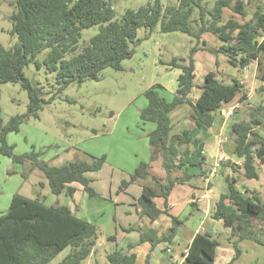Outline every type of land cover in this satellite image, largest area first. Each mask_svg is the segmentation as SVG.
Segmentation results:
<instances>
[{"label": "trees", "instance_id": "1", "mask_svg": "<svg viewBox=\"0 0 264 264\" xmlns=\"http://www.w3.org/2000/svg\"><path fill=\"white\" fill-rule=\"evenodd\" d=\"M204 0H179L177 5L164 7L159 0L152 5L137 10H127L120 20L115 19L113 4L109 0H14L9 19L12 23L11 35L17 42L10 49L0 44V84L20 83L28 92V112L14 116L5 123L0 105V156L12 159L17 164L34 163L44 174L54 195L73 199L76 185L82 186L90 197L97 192L91 187L88 173L101 170L104 158L89 163L70 162L62 166H51L39 161L35 152L17 155L15 147L8 143L10 133H17L28 116L39 117L44 105L52 102L56 95L72 83L86 80H100L107 69L122 70V63L135 55V47L142 39L138 31L144 28L152 32L160 25L163 33L181 32L197 40L187 63L173 59L169 66L181 70L178 87L172 101L163 97L165 88L157 83L145 92L147 106L141 110L144 123H152L155 129L148 134L152 159H161L168 183L162 184L160 193L146 188L139 199L142 213L151 220L159 218L162 211L157 208L154 198L168 199L176 182L172 172L180 166H206L203 146L189 136L188 131L172 134L173 124L170 114L180 105L191 107L190 118L198 128L210 129L215 123V114L236 101L247 99L248 93L238 79L226 82L209 72L201 86L196 85V65L194 55L208 51L215 55L224 54L231 65L245 70L251 64L258 65L259 79L264 83V1L247 0L254 12L249 18L244 0H218L212 9L204 5ZM233 15L225 18V10ZM239 16V17H237ZM100 25V32L92 37L80 51L82 32ZM213 34L220 40L221 47L213 49L201 42L202 35ZM148 36V35H147ZM48 51L43 63L38 56ZM34 64L42 65L50 73L56 74L58 93L45 99L44 87L33 85L25 75V68ZM220 61L216 59V67ZM195 88L201 93L193 102ZM264 91V85L261 87ZM248 118L233 124L232 138L236 144L234 158L241 162L244 176L248 180H260L258 164L264 165V103L248 106ZM196 146L190 152V145ZM185 147L186 149H183ZM235 169L237 163L226 162ZM236 172V170H234ZM150 175L149 165L142 163L125 185ZM227 193L215 203L211 218L232 229L228 241L235 250L233 264L242 254L239 244L254 242L264 247V202L255 195L246 196L239 188V179L225 175ZM157 180V178H156ZM58 208L45 205L42 199H31L15 194L10 207L0 214V264H83L93 253L98 240V227L77 217L72 210L57 202ZM170 234L157 237L154 230L141 233V242H173L182 224L172 216ZM151 236H150V235ZM115 240L111 237L109 240ZM220 242L209 233H198L190 244L182 264H215ZM68 254L58 261L60 255ZM149 258L147 260V264ZM106 264H136L135 254H123L119 250L107 256Z\"/></svg>", "mask_w": 264, "mask_h": 264}, {"label": "rangeland", "instance_id": "2", "mask_svg": "<svg viewBox=\"0 0 264 264\" xmlns=\"http://www.w3.org/2000/svg\"><path fill=\"white\" fill-rule=\"evenodd\" d=\"M12 1L14 0H0V44L7 49L17 42V38L10 33L12 23L9 17L14 11V7L11 6ZM109 1L113 4L115 19L120 20L127 10H137L152 5L157 0ZM159 1L164 7L177 5L179 2V0ZM216 1L218 0H204L203 3L210 10ZM244 1L247 2V0ZM246 9L251 18L254 9L248 2ZM232 15L233 12L225 10V18L228 19ZM100 29L101 26L97 25L83 30L80 51L92 37L100 32ZM138 37L142 39V42L135 47V55L122 63V70L107 68L101 73L100 80L72 83L59 93L55 73L48 72L44 65L41 69H37L34 64L26 67L25 75L32 84L44 87L45 99L58 94L52 102L44 105L38 118L28 116L19 132L10 133L7 137L8 143L15 147V154L35 152L39 154L40 162L53 164V166H62L76 161L93 163L101 158L105 159L101 170L87 174L91 180V187L98 195L84 203L91 210V220L99 229L97 246L103 252L105 246L110 247L108 249L111 250L116 248L107 238L106 233L112 232L115 236L118 232L120 233V227L126 224L123 216L124 209H130L133 212L135 217L131 221L138 220L133 202H128L123 197L116 198L118 192L123 194V191H120L122 181L129 180L136 169L142 163L149 162L151 158L148 134L156 127L152 123H144L140 118L141 110L148 104L145 92L159 83L166 87L162 93L163 97L172 101L179 71L168 63L173 59L187 63L186 60L192 48L197 44L195 38L181 32L163 33L160 25L152 32H147L144 28L139 29ZM216 41L222 43L218 39ZM207 46L213 48L208 43ZM206 52L202 56L196 55L197 53L195 55L198 66L203 60L206 61L205 66L209 68L211 65L209 61H216L218 56ZM47 54L48 51L41 53L38 61L43 63ZM215 68H217L216 65L213 67V72H216L219 79L229 83L233 78L238 79L245 91L248 94L251 93V98L237 108L234 116L237 121L248 118V104L252 102L258 106L264 103V91L261 90L264 83L259 79L256 63L245 70L238 69L239 72L233 66H227L226 71L235 77L218 71V68L216 71ZM200 93L201 91L197 89L196 94L199 96ZM29 101L28 92L20 83L0 84V105L5 123L14 116L26 115ZM185 107L189 109L188 106H183L178 111ZM230 130L231 127L226 133L228 142L232 136ZM260 130L264 134V125ZM225 163L222 162V165ZM31 165V162L17 164L8 157L0 156V214L8 210L13 196L17 193L31 199H42L48 206L55 203L53 199L66 205L74 204V201L65 195H54L43 172L37 167L31 170ZM258 167L259 181L248 180L244 176L241 165L235 166L236 172L232 167L225 165L222 175L238 177L239 188L244 192L249 189V192H245L246 196L252 197V194H255L264 202V165L258 164ZM154 170L158 174L163 172L160 166ZM193 182H196V179H193ZM41 183L44 185L42 186ZM84 194L82 191L77 201L82 202ZM216 195L219 196L220 191H217ZM115 199L117 202L114 204L112 200ZM213 206L212 202L211 210L214 209ZM195 221L197 219H194L192 223ZM213 222L214 227L205 224L204 230H208L220 242L221 248L227 245L235 252L228 241L230 237L228 233L231 234L232 229L219 221ZM256 224L264 229L263 223ZM188 226L191 227L192 224ZM182 232V229L179 230L178 238L182 236ZM245 242L243 246L245 251L238 264H264V247L254 242ZM67 251L60 257L65 256ZM87 262L88 260L84 264Z\"/></svg>", "mask_w": 264, "mask_h": 264}, {"label": "crops", "instance_id": "3", "mask_svg": "<svg viewBox=\"0 0 264 264\" xmlns=\"http://www.w3.org/2000/svg\"><path fill=\"white\" fill-rule=\"evenodd\" d=\"M216 39L217 38L213 34L205 33L202 35L201 42L206 44L208 43V45L211 47L213 46L214 49H219L221 44L218 43ZM205 53L207 52L200 50L196 55L199 56L201 54L202 56ZM196 55L194 58L196 60L195 83L198 87L204 83L206 75L209 72H213V67L216 65V61L213 62V60H210L209 62L211 65L209 68L205 66L204 62L206 61L203 60L201 61L202 66H198V59H196ZM218 59L220 61L218 71L225 72L224 74L235 77L232 73L226 71L227 66H233L229 62L228 58L224 54H219ZM176 69L179 71L177 74L178 79L182 72L178 68ZM215 69L217 71V68ZM236 69L238 70V68ZM162 86L166 90V87L164 85ZM177 87L178 82L176 89H174V93L176 92ZM197 89L198 88L194 89L191 96L193 102H195L199 97L196 94ZM247 97L248 98L244 101H238L234 105L220 109L215 114V123L210 129L198 128L193 124L190 118L191 107L188 104L180 105L170 114L174 127L172 134H181L184 131H188L189 136L193 140L197 141L199 145L203 146V155L206 157L208 163L206 166L207 170L205 171V166L186 165L177 167L172 172V179L176 182V184L169 194L168 199L166 200L164 197H156L153 200L157 208L162 211V214H160L159 218L156 220H151L147 215L142 213V208L139 205V199L146 188H151L155 191V193H160L162 184L168 183L167 174L163 168L161 159L153 160L151 153L150 161L146 162L149 165L150 175L143 179H139L130 185L124 184V188L120 190L123 191V194L119 192L117 193L116 199L123 197L126 201L133 202L138 220L136 221L134 219V221H131L135 217L133 212L130 209H124L123 216L126 224H123V226L120 227V233L118 232L116 236L112 234V232L106 233L107 238L110 239L113 237L115 239L111 240L116 247L114 250L117 249L127 255L135 254L136 264H147L148 258V264H182L185 261V256L190 244L198 233H209L212 236L208 230H204V226L205 224H209V226L214 227V220L211 218L214 209L211 210V204L213 202V207H215V203L219 197L222 194L227 193V185L224 175H222V173H224L223 171H225V165H222V162H232L241 165V162L236 161L233 155L236 144L232 136L228 142L226 133L228 132L229 127H231L230 131L232 135L233 124L237 122L234 117L237 113L236 110L245 104L249 98H251V93H249ZM253 105L255 104L252 102L248 104V106ZM183 106H188L189 109L185 107L183 110L178 111V109ZM229 111H231V114H229ZM183 149L186 148L183 147ZM188 149L190 152H193L195 151L196 146L192 144ZM31 164V170L34 169V167H37L34 163L31 162ZM218 164L219 166H217ZM49 165L53 166V164ZM158 166H160L163 170L160 174L154 170L155 168H158ZM193 179H196V182H193ZM198 180L200 182H198ZM123 182L124 181H122V184ZM41 184L42 186L44 185L43 183ZM76 188L77 192L72 199L74 201L73 205L62 204L56 199H53V201H55L53 205L60 202L61 205L68 206L77 217L95 224V222H92L91 220V210L84 205L86 201L89 202V198L91 197L87 195L88 193L83 190L82 186L76 185ZM81 190L87 194H84L82 202H79L77 201V197L81 194ZM217 191H220L219 196L216 195ZM116 199L112 200L114 204L117 202ZM45 205H47L46 201ZM124 205L131 206L130 204ZM172 216L182 221L179 230L182 229L183 232L180 238L176 237L173 242H141V233H147L150 230H154L159 238L168 236L171 233L170 229L172 227ZM194 219H197V221L192 223ZM189 224H192V226L189 227ZM228 234L230 235V233ZM245 243L246 242L243 241L239 244L242 254L233 264H238L240 261L243 252L245 251L243 247ZM98 248L99 246L96 245L92 255L87 259V264H106L107 256L114 251L108 249L110 247L106 246L104 252ZM67 254L68 251L66 255ZM65 256L59 257L58 261ZM234 256L235 252L230 250L227 245H224L221 248L220 244V247L217 249L215 264H229Z\"/></svg>", "mask_w": 264, "mask_h": 264}, {"label": "water", "instance_id": "4", "mask_svg": "<svg viewBox=\"0 0 264 264\" xmlns=\"http://www.w3.org/2000/svg\"><path fill=\"white\" fill-rule=\"evenodd\" d=\"M54 207H55V208H58V207H59V205H58V204H55V205H54Z\"/></svg>", "mask_w": 264, "mask_h": 264}, {"label": "built area", "instance_id": "5", "mask_svg": "<svg viewBox=\"0 0 264 264\" xmlns=\"http://www.w3.org/2000/svg\"><path fill=\"white\" fill-rule=\"evenodd\" d=\"M229 114H231V111H229ZM217 166H219V164Z\"/></svg>", "mask_w": 264, "mask_h": 264}]
</instances>
